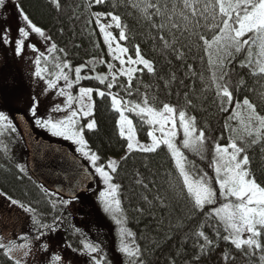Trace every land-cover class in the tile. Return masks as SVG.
<instances>
[{"label":"snow or ice","instance_id":"snow-or-ice-1","mask_svg":"<svg viewBox=\"0 0 264 264\" xmlns=\"http://www.w3.org/2000/svg\"><path fill=\"white\" fill-rule=\"evenodd\" d=\"M50 4L57 11L61 8L60 0H49ZM22 22L17 28V38H11V29L5 27L0 29V43L11 45L14 43L16 57H21L25 48L32 53H37L33 58V77L45 83V94L55 91V96L63 97V104L56 103L50 110L51 113H65L62 117H55L51 114L47 118L39 115L38 98L33 97V104L29 109L31 123L44 130L50 136L63 139L75 145L74 151L88 161L94 175L105 185V190L99 193L101 204L106 212H109L120 225V246L119 252L128 258V264H143L142 251L139 246L129 243V238L134 234L123 227V221L117 215L120 212V200L118 199L119 185L113 183V174L118 172L119 163L114 159L101 161L100 155L93 152L85 138V129L95 131L97 122L94 119L95 100L93 93L100 98L110 97L111 105L115 112L119 113L117 128L122 139L126 140V155L121 160H127L128 155L139 152L143 154L156 153L165 147L174 163L175 170L181 181V193L191 205V212L202 213L205 216L207 225L201 224L195 233L202 238L204 243L199 245L200 254H205L214 245V240L205 233L204 228L216 225L213 220L223 225L226 234L221 235L216 231V238L231 243L235 249L247 248V255H255L256 252L264 253V183L258 182L251 169V158L247 148L251 145L264 143V114L257 110V106L245 97L239 100L231 88L230 72L225 70L230 60L236 58V54L246 52V58L240 62L241 67L252 69V75H264V0H129V5L136 10L140 17L155 30L154 39H159L164 49H172L177 53V59H182L184 53L176 47L181 37L185 34L189 37H196L202 42L203 52L208 57V65L211 71L207 89H213L219 101V110L231 115L227 117L224 128L230 133L228 143L222 145L217 139H212V159L209 167L214 172V177L204 169H197L187 159L182 149L196 153L204 159V153L208 151L207 144L210 137L204 129L197 124L196 117L189 115L186 109H178L176 106L164 103L162 107L153 106L144 94L142 102H135L131 99H124L119 93H114L113 88L119 87L131 97L133 95L134 80L138 79L137 73L145 70L155 75L154 62L145 58L140 46L135 45V58L129 55V49L121 45V41L128 40L127 25L123 23L122 17L114 11L92 12L91 17L95 20L103 36L104 43L108 48V54L113 60H118L120 67L114 68L112 63L107 64V74H97L94 77L81 75L87 64L73 67L67 59L54 56L53 53L64 52L58 49L55 43L47 47L46 53L40 51L37 46L30 42V35L51 41V37L44 29L38 26L26 13L23 6L12 0ZM106 0H88L87 8L94 5H104ZM5 5V0H0V7ZM117 7L113 4V8ZM107 20V23H102ZM91 19L89 23H91ZM110 29L118 30V38L113 35ZM211 31V37L205 33ZM167 32L171 37L164 35ZM179 33V36H177ZM67 54L65 53V56ZM52 61L55 71H49L46 66ZM42 61L45 66H42ZM90 63V62H89ZM100 63H104L101 59ZM142 66V67H140ZM254 66V67H253ZM67 70V71H65ZM93 71L95 66L93 65ZM189 72L194 70L188 66ZM74 71V78L72 73ZM123 77L126 84L120 80ZM175 79V76L172 77ZM96 79L100 84L106 86L107 91L93 89L90 87H79L78 94L73 95L72 89L80 85L81 80ZM63 81V86H60ZM138 91V89H136ZM186 104L191 105L185 93ZM75 105V107H73ZM127 112L135 113L146 124L152 126L148 132L150 143H141L137 139L133 121L126 115ZM238 121L240 128L232 127L228 121ZM243 130L244 136L236 135ZM5 131L15 132L16 127L9 114L0 111V135ZM159 133L157 135L156 133ZM182 132L183 139L177 141L178 134ZM239 141V142H238ZM0 149L8 151L6 145L0 144ZM47 158V154L46 157ZM68 163L67 154L54 155L49 166L54 172L66 171L60 163ZM21 173L26 170L24 166L18 165ZM72 168L75 176L82 173L78 165L73 161ZM74 175H67L70 186L75 179ZM88 179L87 176L83 177ZM142 183V181H138ZM79 185H77L78 187ZM144 187H148L146 184ZM75 188L72 192H75ZM46 194L52 195L47 189ZM0 192V196H6ZM11 205H16L31 215L32 224L36 227L38 235L34 238L39 241L45 235L44 229L55 231L54 224L43 223L32 207L7 197ZM76 195L70 199H59V203L67 206ZM161 204L163 205V198ZM53 207L56 201H52ZM27 241L26 237H22ZM41 250L47 251V246L40 244ZM32 244L25 242L17 244L9 239L4 242L0 239V251L12 264H30L26 259L32 255ZM83 254L92 257L93 254L101 252L98 244L85 241L83 243ZM199 259V256L194 257ZM227 259V256H225ZM264 264V255L260 257ZM103 256L96 255V264H101ZM53 264H59V255L52 257Z\"/></svg>","mask_w":264,"mask_h":264},{"label":"trees","instance_id":"trees-1","mask_svg":"<svg viewBox=\"0 0 264 264\" xmlns=\"http://www.w3.org/2000/svg\"><path fill=\"white\" fill-rule=\"evenodd\" d=\"M16 2L21 4L30 18L51 37L50 43H55L58 49H64V52L54 53L56 56L67 59L73 70L77 66L87 64L81 73L82 76L94 77L96 72L106 73L102 68L108 55L91 13L114 11L120 15L123 23L127 25L129 38L122 41V44L129 49L128 54L133 57L135 45H139L145 58L154 62L156 71L155 75L147 73L146 70L137 73L138 79L133 82L135 87L131 97L119 87L113 88L112 91L119 93L124 99L135 102H142L144 94L147 93L150 103L157 108L168 103L178 109H186L189 115H194L198 126L210 137L208 151L204 153V159L187 149L182 151L197 169H204L209 175H214L212 168L209 167L214 147L212 139H217L222 145L228 143L230 133L225 131L224 125L227 117L231 115V109L228 113L221 112L214 90H206L211 71L208 57L203 52L202 42L185 34L176 44L184 56L177 59L176 52L172 49L165 50L163 43L153 38L156 35L155 30L150 29V25L129 5V0H106L104 5H94L91 9L87 8L88 0H60L59 11L49 0ZM113 4L117 7L113 8ZM205 34L211 37L212 32L208 31ZM164 35L171 41L172 37L167 32ZM246 55V52L236 54V58L229 61L225 70L231 69V88L236 97L241 101L247 97L257 106L258 111L264 110V75L254 76L252 69L240 66ZM101 59L104 63H100ZM189 65L192 66L194 74L189 72ZM71 75L74 78V71ZM121 81L127 83L126 80ZM81 86L107 91L106 86L100 84L98 80L88 79L81 80L80 85L74 86L72 94L77 95ZM185 93L192 101L191 105L186 104ZM93 98L97 128L95 131L85 129V138L89 148L100 155L102 162L111 158L119 160L118 172L113 174V183L119 185L120 217L125 228L134 234L131 243L134 241V244L140 247L143 264H262L260 257L264 253L247 255L246 247L237 250L231 243L217 239L216 231L221 235L226 233L223 225L215 220L212 221L216 225L215 228L207 226L204 228L209 238L214 240V245L205 254H200L199 245L204 241L195 233L201 224L207 225V222L202 213L191 212L189 201L181 193V181L167 149L162 146L152 154L134 152L128 155L127 160L122 161L121 157L126 155L127 142L119 135L116 124L119 115L113 110L110 97L100 98L95 95ZM7 104L8 99L6 101L1 99L0 110H8L12 106H17L23 112L28 110L27 103L23 100H14ZM127 115L136 127L138 139L142 142L147 141V134L152 130V126L146 124L135 113L127 112ZM228 122L232 127L239 129L236 120ZM11 135L7 134L5 140L0 138V144L8 148L7 152L0 149V192L7 194L0 196V221L3 222L0 225V239L4 242L12 239L15 243L22 244L25 240L16 237L20 223L12 210L16 205H11L7 197L35 209L41 220L54 219L56 211L52 204L54 196L46 194L44 188L28 172H20L17 164L19 148L15 136ZM236 135L243 136L240 131ZM20 137L22 138L21 134ZM180 140L182 137L177 138L178 142ZM247 151L251 158L253 173L258 182L264 183V143L251 145ZM145 184L147 188L144 187ZM160 198H163V205ZM83 218L85 220L86 217ZM62 219L65 231L59 230L56 244L60 245L63 242L62 247L65 250L76 252L81 247L82 234L72 233L74 229L70 228L68 218L64 216ZM90 226L91 224L88 225L89 228ZM101 235L104 238L103 234ZM45 252L40 251L42 254ZM33 255L32 251V255L28 257L30 261L34 260ZM196 256H199V259H194ZM0 264H12L3 256L2 251ZM45 264H53L52 258L45 259ZM119 264H128V258L122 257Z\"/></svg>","mask_w":264,"mask_h":264},{"label":"rangeland","instance_id":"rangeland-1","mask_svg":"<svg viewBox=\"0 0 264 264\" xmlns=\"http://www.w3.org/2000/svg\"><path fill=\"white\" fill-rule=\"evenodd\" d=\"M107 20H102V23H107ZM22 22L18 18V14L13 3L10 0H5V5L0 7V29L8 27L11 29V38L14 40L17 38V28ZM113 31V35L117 36L118 38V30L110 29ZM103 43L104 39L101 34ZM30 42L35 44L40 51L46 53V49L50 46V42H45L40 37L36 36L35 34L30 35ZM121 45L122 41L120 42ZM105 45V43H104ZM107 51V60L103 65V70H106V73H99L96 72L94 74H107L108 68L107 64L112 63L115 69L120 67L118 60H113L111 56L108 54V48L105 45ZM37 55V53H32L30 50L25 48L24 53L21 57H16L14 53V43L11 45H4L0 43V100H7L8 104L10 101L14 100H23L27 103V111H22L17 106H12L8 110H4L7 114H9L10 118L13 119V124L16 127L14 122L13 115H22L26 121L29 123L31 130L36 137H41L46 142L56 145H65L67 146L75 155L77 159H79L83 165L88 169L90 173L94 176V182L90 185L88 192L86 194L80 196L77 200H73L67 206H63L59 203V197L52 194L54 196V201H56L55 211L56 215L55 218H59L58 222H55V231H49L48 229L44 230L45 235L41 237L39 241L35 240L34 238L38 235L36 227L32 224L31 215L29 213L24 212L22 208L14 207L12 210L19 220V225L16 232V237L22 238L26 237L27 241L32 244L33 253H34V260L30 261L29 258H26L30 264H45V259L50 260L53 256L59 255L61 257L62 264H96L95 257L96 255H100L104 257V260L101 261L106 264H119L122 257H125L122 253L119 252L118 248L120 246V225L116 223V219L113 217L112 214L106 212L104 206L101 204V198L99 193L105 190V185L99 179L98 176L94 175L93 171L87 160L81 157L78 153L74 151L75 145H72L68 141H64L63 139H58L55 137L50 136L44 130L36 127L34 124L31 123V116L29 115V109L33 104V97L38 98L39 101V115L42 118H47L49 114L59 118L65 115V113H51V109L54 104L60 103L63 104V97L55 96V91H50L47 94L44 93V89L46 85L43 81L38 80L33 77V72L35 70L33 64V58ZM54 56H56L53 53ZM135 58V55L133 56ZM42 66L44 62L42 61ZM49 71H55L54 65L50 60L47 65ZM67 71V70H65ZM120 80H125L123 77H120ZM60 86H63V81H60ZM78 94V92H77ZM75 96V95H74ZM95 96V92L93 93V97ZM10 100V101H9ZM7 104V105H8ZM4 107V106H2ZM75 107V105H73ZM2 111V110H0ZM261 114H264V110H259ZM119 115V113H118ZM127 115V113H126ZM128 116V115H127ZM130 119V117H128ZM119 119V118H118ZM238 122V121H237ZM239 125V123H238ZM133 126L136 131V127L133 123ZM240 128V125H239ZM151 131V130H149ZM148 131V132H149ZM240 133L244 136L243 130H240ZM7 134H12L11 136H15L17 147L19 148V157L17 158V164L22 165L25 168V172L27 170V153L25 150V146L23 143L22 138L18 132L16 127L15 132L5 131L0 138L5 140ZM159 135V133H156ZM137 135V132H136ZM148 136V134H147ZM183 139L182 132H180L177 138ZM147 141H140L141 143H150V138L147 137ZM13 140V139H12ZM15 141V140H14ZM126 154V151H125ZM114 159V158H111ZM117 162L119 160L114 159ZM214 177V175H213ZM64 199V198H63ZM120 217V212L117 214ZM66 216L68 221L70 222V228L74 229L72 233L74 234H82V241L81 247L75 251L72 250H65L63 246V242L60 245L56 244L57 237L59 235V230L65 231L63 227V217ZM83 217H86L85 220ZM54 219L50 220H41L43 223L53 225ZM77 219V221H76ZM75 220V221H74ZM122 220V219H121ZM3 222L0 221V225ZM91 224L90 228L88 225ZM123 227H125L123 223ZM104 238L102 237V235ZM132 238H129V243L132 242ZM61 240H58V242ZM85 241L92 242L94 244H98L101 247V252L98 254H93L92 257H89L86 254H83V243ZM44 244L47 246V251L45 253H40L41 248L39 247L40 244ZM57 245V246H55ZM104 251V254H103ZM107 253V255H105ZM107 260H106V257Z\"/></svg>","mask_w":264,"mask_h":264},{"label":"water","instance_id":"water-1","mask_svg":"<svg viewBox=\"0 0 264 264\" xmlns=\"http://www.w3.org/2000/svg\"><path fill=\"white\" fill-rule=\"evenodd\" d=\"M13 118L27 150L28 170L33 179L48 191L65 199H70L73 194L78 196L85 193L94 178L83 163L67 147L51 144L41 137H36L22 115L14 114ZM46 154L47 158H45ZM62 154H67L68 163L64 164L61 161H57V163H60L66 171L54 172L49 166V162L52 161L54 155ZM73 161L82 173L79 176H75V171L72 168ZM67 175L75 176L71 186L66 178ZM84 176H87L88 179H84ZM77 185L79 186L77 187ZM73 188L76 189L74 193L72 192Z\"/></svg>","mask_w":264,"mask_h":264}]
</instances>
